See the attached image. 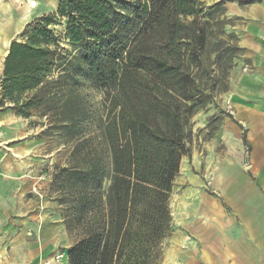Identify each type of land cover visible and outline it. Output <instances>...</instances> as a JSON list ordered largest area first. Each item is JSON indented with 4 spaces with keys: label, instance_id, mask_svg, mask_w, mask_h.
<instances>
[{
    "label": "trees",
    "instance_id": "16d2710c",
    "mask_svg": "<svg viewBox=\"0 0 264 264\" xmlns=\"http://www.w3.org/2000/svg\"><path fill=\"white\" fill-rule=\"evenodd\" d=\"M226 1L57 0L10 40L0 111L73 143L49 182L77 236L64 264H161L192 118L243 51ZM83 86L103 93L101 111Z\"/></svg>",
    "mask_w": 264,
    "mask_h": 264
},
{
    "label": "crops",
    "instance_id": "0c3cea01",
    "mask_svg": "<svg viewBox=\"0 0 264 264\" xmlns=\"http://www.w3.org/2000/svg\"><path fill=\"white\" fill-rule=\"evenodd\" d=\"M6 1L14 0H0V72L28 22L14 23ZM224 6L243 50L226 96L232 113L220 120L219 152H208L202 168L193 154L194 169L180 167L174 179L161 264H264V0ZM37 131L0 111V264H36L66 236L44 197L51 152Z\"/></svg>",
    "mask_w": 264,
    "mask_h": 264
},
{
    "label": "rangeland",
    "instance_id": "374dc122",
    "mask_svg": "<svg viewBox=\"0 0 264 264\" xmlns=\"http://www.w3.org/2000/svg\"><path fill=\"white\" fill-rule=\"evenodd\" d=\"M207 5H211L218 0H203ZM54 2H57V0H54ZM4 4V7L9 3L10 7H8V11L10 12V18L14 19V23H20L24 19H27V21L31 20L35 15H40L42 13H48L52 12L55 7L49 9L46 8L43 4L44 1H40V10L41 12H32L27 18H20L22 15L21 10L25 7V5L28 3V0H14L11 2L6 1L2 2ZM43 11H42V10ZM7 12H5L6 14ZM37 13V14H35ZM19 17V18H18ZM5 18V17H4ZM19 20V22L17 21ZM2 20V18L0 19ZM57 33L61 34L62 28L60 26L55 27ZM227 32H230L229 27L226 28ZM20 31V30H19ZM18 31V32H19ZM16 32L13 34V38L18 34ZM7 37V36H6ZM63 47L68 48V45L66 42H62L61 44ZM1 56V52H0ZM242 56V52L234 58L232 67L230 68L228 72V76L226 78V81L224 82L226 84V89L221 91L218 90V92L214 95L213 99L206 105V107L203 110L198 111L192 118L193 120V128H192V141H191V151L189 157L184 155L181 158L180 167L181 169H194L192 166V158L193 154H196V159L200 162V168L203 167L204 161L207 158L208 152L214 153V151L219 150L222 148V145H220V141L218 140V133H219V124L221 118L227 115H230L232 112H230V108L226 107V96L228 94V90L230 89V82H232V78L235 77L236 72L240 71L241 64L235 63L240 57ZM2 65V62H1ZM2 67V66H1ZM81 90L86 93L87 98H89L91 105L94 108H99V110H102L103 105V93L94 90L89 89L85 86L81 88ZM228 106V105H227ZM5 113H11L9 111H3ZM23 118V117H22ZM27 119V127H30L32 129V132L35 130L37 131L36 135L44 136L45 140L47 141L46 147L51 152V165H50V179H51V173L54 171V166L58 165H65L68 162L69 158V151L71 147L73 146L72 142H66L64 141L59 135H56L54 133H44L43 130H45V126L43 124L44 118H40L36 115L31 116ZM94 129V128H92ZM180 169V168H179ZM44 197L48 204L49 210L57 219H59L60 224L65 229L64 223L62 221V205L59 204L57 199L55 198V193L50 191L49 183L46 186L44 190ZM66 230V229H65ZM77 240V236L72 233H68L66 231V236L64 238L63 245L56 246L53 249L50 250V256H47L45 258L40 259L36 262V264H42V261L52 257L53 255L57 253H63L64 256L60 259L59 262L53 261V263L50 264H64L66 260L65 251ZM162 248H164V242L162 244Z\"/></svg>",
    "mask_w": 264,
    "mask_h": 264
},
{
    "label": "bare ground",
    "instance_id": "6f19581e",
    "mask_svg": "<svg viewBox=\"0 0 264 264\" xmlns=\"http://www.w3.org/2000/svg\"><path fill=\"white\" fill-rule=\"evenodd\" d=\"M40 1H44V6L46 8L51 9L52 7H56L57 2H54V0H28V3L25 5L24 11H22V15L20 18H27L32 12H41L40 10ZM42 10V9H41ZM43 11V10H42ZM37 14V13H35ZM19 18V17H18ZM19 22V20L17 19ZM5 43L7 42V37L4 38ZM2 43V42H0Z\"/></svg>",
    "mask_w": 264,
    "mask_h": 264
},
{
    "label": "built area",
    "instance_id": "2783aa9c",
    "mask_svg": "<svg viewBox=\"0 0 264 264\" xmlns=\"http://www.w3.org/2000/svg\"><path fill=\"white\" fill-rule=\"evenodd\" d=\"M63 256H64L63 253H57V254L53 255L52 257L43 260V261H42V264H50V263H53V261H55V262H59L60 259H61Z\"/></svg>",
    "mask_w": 264,
    "mask_h": 264
}]
</instances>
